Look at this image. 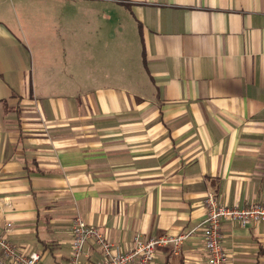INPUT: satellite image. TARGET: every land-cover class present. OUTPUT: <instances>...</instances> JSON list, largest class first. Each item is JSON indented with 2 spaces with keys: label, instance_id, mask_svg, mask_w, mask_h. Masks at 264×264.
<instances>
[{
  "label": "crops",
  "instance_id": "0c3cea01",
  "mask_svg": "<svg viewBox=\"0 0 264 264\" xmlns=\"http://www.w3.org/2000/svg\"><path fill=\"white\" fill-rule=\"evenodd\" d=\"M207 194L264 204V0H0L8 242L68 264L80 217L120 251L182 236L156 263L208 264ZM221 232L229 264H264V223Z\"/></svg>",
  "mask_w": 264,
  "mask_h": 264
},
{
  "label": "built area",
  "instance_id": "2783aa9c",
  "mask_svg": "<svg viewBox=\"0 0 264 264\" xmlns=\"http://www.w3.org/2000/svg\"><path fill=\"white\" fill-rule=\"evenodd\" d=\"M205 216L198 225L202 231L204 250L208 264H229L228 255L222 246L221 225L224 221L245 227L251 223H264V204L252 203L246 207H230L220 203L216 196L207 194L203 199ZM6 224L4 230L10 229ZM183 237L157 236L150 238L135 237L125 251L120 249L96 228L88 225L80 217L71 222L69 264H88L82 261L87 244L98 247L101 259L95 264H157L156 254L166 245L172 244L174 251L181 247ZM0 264H42L38 252L20 249L4 237L0 231Z\"/></svg>",
  "mask_w": 264,
  "mask_h": 264
},
{
  "label": "rangeland",
  "instance_id": "374dc122",
  "mask_svg": "<svg viewBox=\"0 0 264 264\" xmlns=\"http://www.w3.org/2000/svg\"><path fill=\"white\" fill-rule=\"evenodd\" d=\"M96 263V262H95ZM95 263H93V264H95ZM68 264H69V262H68Z\"/></svg>",
  "mask_w": 264,
  "mask_h": 264
}]
</instances>
